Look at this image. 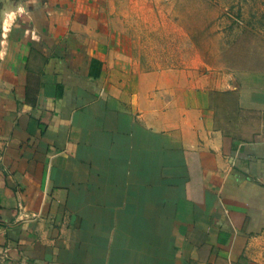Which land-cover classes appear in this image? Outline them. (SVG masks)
<instances>
[{
	"label": "crops",
	"instance_id": "obj_1",
	"mask_svg": "<svg viewBox=\"0 0 264 264\" xmlns=\"http://www.w3.org/2000/svg\"><path fill=\"white\" fill-rule=\"evenodd\" d=\"M227 3L0 0V264L261 262L264 55L221 60Z\"/></svg>",
	"mask_w": 264,
	"mask_h": 264
},
{
	"label": "rangeland",
	"instance_id": "obj_2",
	"mask_svg": "<svg viewBox=\"0 0 264 264\" xmlns=\"http://www.w3.org/2000/svg\"><path fill=\"white\" fill-rule=\"evenodd\" d=\"M227 1L228 3L223 7L221 13L225 17L221 28L223 34L218 38V41L224 39L223 43L225 47L227 46V49L222 52L220 58L222 61L228 62L229 66L237 67L247 64V61L249 62L251 59V55L257 51L261 56L264 55V0H245L246 6L243 14L240 7H237L239 5L235 0ZM232 12H236L241 18H247L248 21H235L233 17H230ZM252 14L258 15L257 22H252ZM217 29L219 30V28ZM182 44L183 41H181ZM259 259H261V262L256 264H264V247Z\"/></svg>",
	"mask_w": 264,
	"mask_h": 264
},
{
	"label": "clouds",
	"instance_id": "obj_3",
	"mask_svg": "<svg viewBox=\"0 0 264 264\" xmlns=\"http://www.w3.org/2000/svg\"><path fill=\"white\" fill-rule=\"evenodd\" d=\"M24 11H25L24 8L20 7L15 12L6 13V19L4 20V23H3V29H4L5 34L10 30V24L15 21L17 13L23 14ZM2 57H3V53L0 52V58Z\"/></svg>",
	"mask_w": 264,
	"mask_h": 264
},
{
	"label": "built area",
	"instance_id": "obj_4",
	"mask_svg": "<svg viewBox=\"0 0 264 264\" xmlns=\"http://www.w3.org/2000/svg\"><path fill=\"white\" fill-rule=\"evenodd\" d=\"M5 255H6L5 248H4V249H1V250H0V260H1L3 257H5Z\"/></svg>",
	"mask_w": 264,
	"mask_h": 264
}]
</instances>
